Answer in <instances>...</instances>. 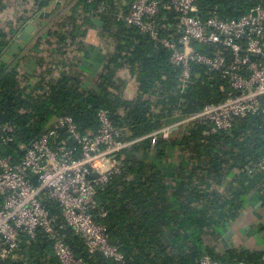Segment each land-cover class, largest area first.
I'll return each mask as SVG.
<instances>
[{"label": "trees", "instance_id": "obj_1", "mask_svg": "<svg viewBox=\"0 0 264 264\" xmlns=\"http://www.w3.org/2000/svg\"><path fill=\"white\" fill-rule=\"evenodd\" d=\"M54 1L0 0V17L5 12L9 17L0 19V125L13 128L11 141L0 139V154L12 162H19L24 147L63 116L73 120L81 135L93 136L101 125L98 112L105 110L112 126L121 130L122 140L134 141L175 122L176 115L188 117L230 96L231 88L221 73L203 65H192L187 84L181 87L180 68L170 64L169 51L117 19L118 13L128 12L133 0H68L59 13L55 11L60 7L51 11L47 24L29 42L40 54L32 81L18 70L23 59L19 52L8 63L2 57L18 32ZM99 6L105 8L98 16L101 25L88 18ZM257 6H264V0H196L195 13L204 20L214 14L234 20ZM7 9L13 12L10 16ZM160 17L174 26L172 13L161 10ZM94 30L109 53L89 87L80 56ZM191 45L202 54L220 51L228 62L233 59L222 45ZM123 71L133 79L131 99L122 93ZM172 148H178L182 157L165 172L162 166L172 158ZM263 157L262 109L235 118L228 130L210 132L207 124L189 122L153 146L149 138L135 141L117 154L119 172L95 195L105 213L96 221L105 227L109 244L119 247L123 261L89 253L69 227L61 232L82 264H200L204 254L220 263L258 264L263 251L230 249L221 257L202 242L206 235L217 237L216 229L238 217L241 199L250 192L256 190L264 206V165L251 173L244 170ZM42 202L55 216V224L63 223L57 203ZM1 263L59 264L51 241L40 231L33 238L24 236L14 258Z\"/></svg>", "mask_w": 264, "mask_h": 264}, {"label": "built area", "instance_id": "obj_2", "mask_svg": "<svg viewBox=\"0 0 264 264\" xmlns=\"http://www.w3.org/2000/svg\"><path fill=\"white\" fill-rule=\"evenodd\" d=\"M195 3L196 0H133L128 12L118 13L117 19L146 33L169 51L170 64L180 68L181 87L187 84L191 66L203 65L210 72L221 73L231 88L230 96L188 117L176 115L175 122L134 141L122 140L121 130L112 126L105 110L98 112L101 125L93 136L81 135L73 120L63 116L27 147L19 162L0 154V264L14 258L24 236L33 238L38 231L51 241L59 264H82L66 244L61 232L65 227L83 240L89 253L122 262L119 247L109 244L105 227L96 221L105 213L98 208L95 195L119 172L117 154L138 140L149 138L152 146L158 139L168 140L176 128L189 122L207 124L210 132L228 130L235 118L264 110V59L257 57L264 56V6L234 20L215 14L204 20L196 15ZM161 10L175 15L173 27L160 17ZM104 12V6H99L88 13V18L94 21ZM172 30L178 34L176 38ZM192 42L222 45L233 59L228 62L220 51L202 54ZM12 132L9 124L0 125L3 142L11 141ZM70 138L75 141L73 146L68 142ZM263 165L264 157L257 163L249 162L244 170L251 173ZM92 173L97 176L92 178ZM43 200L57 203L63 223L55 224V216L45 208ZM200 264L245 263H220L204 254ZM258 264H264V255Z\"/></svg>", "mask_w": 264, "mask_h": 264}, {"label": "crops", "instance_id": "obj_3", "mask_svg": "<svg viewBox=\"0 0 264 264\" xmlns=\"http://www.w3.org/2000/svg\"><path fill=\"white\" fill-rule=\"evenodd\" d=\"M67 1L68 0H60V4L58 5L56 4L57 2H54L50 4V6L44 12H48L50 14V12L55 10L57 7H60L58 10H61L62 6ZM7 12L9 16L13 13L11 9H7ZM4 14L5 15H1L2 17H0V19L8 21L9 17L6 15V12ZM50 18H45L43 20L36 18L32 22H28L26 25L34 24L36 29L31 34L27 42H18V52L21 56H23L21 63L18 65V70L24 73L26 77L31 79L32 81H34L33 75H35L38 70V67L36 65V59H38V56H40V54L39 49L30 44L31 39L39 28L47 24ZM21 31L22 30H20L18 34ZM90 35L91 42L86 43L85 51L80 56V67H82L86 71L87 80L85 84L89 87H93V81L96 78L99 69L105 64L106 57L109 53V47L102 44V42H100V40L98 39V30L92 31ZM15 41H17V38ZM8 52H6L4 56H6ZM120 76L124 79V86L122 90L123 95H127L126 98H130L132 95H135L133 79L129 77L125 71L121 72ZM128 89H131L133 91ZM173 153H176V156L179 157V159H176V163L179 164L182 157L180 155L179 149L172 148L169 154L171 155ZM150 159L153 160L154 157H150ZM169 160L170 161H167L162 166V169L165 172L168 171L170 167H174L176 165L173 162V158H170ZM169 178L173 180V173L170 175ZM241 201L242 206L238 217L230 225L224 228L216 229L215 231L218 234L217 237L206 235L203 238V247L211 248L215 253H217L218 256L221 257L224 256V254L230 249L264 252V206L259 198V194L256 190L252 191L248 195L242 197ZM228 231L232 232L230 236L231 244L229 248L226 249L223 247L220 240L224 237V235L228 233Z\"/></svg>", "mask_w": 264, "mask_h": 264}, {"label": "water", "instance_id": "obj_4", "mask_svg": "<svg viewBox=\"0 0 264 264\" xmlns=\"http://www.w3.org/2000/svg\"><path fill=\"white\" fill-rule=\"evenodd\" d=\"M57 5L60 4V1L58 0ZM49 13L48 12H42L39 16L38 19H43V18H48ZM94 23L101 25L102 23L96 19L94 20ZM36 27L34 24H28L26 25L22 31L18 34L17 36V41L13 42L10 46L9 52L6 56L2 57V61L8 63L13 57L14 55H16L18 53L19 50V41L22 42H27L28 39L30 38L31 34L35 31ZM145 37H148V35L146 33L143 34ZM257 57L264 59V56H260L257 55ZM178 128H176L175 130H177ZM70 145H74L75 141L73 138H70L68 140ZM31 144V143H30ZM29 144V145H30ZM28 145V146H29ZM27 146V147H28ZM27 147H24L23 151L25 152ZM97 175L95 173L91 174L92 178H95ZM232 232L228 231V233L226 235H224V237L220 240L221 244L223 245L224 248H229L230 246V236H231Z\"/></svg>", "mask_w": 264, "mask_h": 264}, {"label": "rangeland", "instance_id": "obj_5", "mask_svg": "<svg viewBox=\"0 0 264 264\" xmlns=\"http://www.w3.org/2000/svg\"><path fill=\"white\" fill-rule=\"evenodd\" d=\"M59 12H60V10H58L56 13H59ZM37 18H38V17H37ZM132 85H133V84H132ZM132 87H133V86H132ZM128 90H131V89H128ZM128 90H127V91H128ZM131 91H133V90H131ZM134 93H135V92H134ZM124 96L126 97L127 95H124ZM133 96H134V95H132V96L130 97V99L133 98ZM171 157L174 159L173 162H174L175 164H177V163H176V159H179V157L176 156V153L171 154Z\"/></svg>", "mask_w": 264, "mask_h": 264}]
</instances>
